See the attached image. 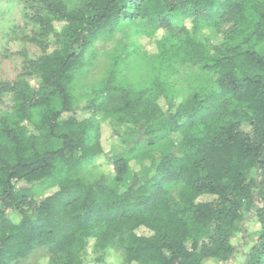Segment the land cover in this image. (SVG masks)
Listing matches in <instances>:
<instances>
[{"label":"trees","instance_id":"obj_1","mask_svg":"<svg viewBox=\"0 0 264 264\" xmlns=\"http://www.w3.org/2000/svg\"><path fill=\"white\" fill-rule=\"evenodd\" d=\"M25 6L40 56L0 82V264H86L89 242L95 264L224 263L248 215L243 264H264V0ZM134 25L161 33L157 52L117 41L94 80L97 43Z\"/></svg>","mask_w":264,"mask_h":264},{"label":"rangeland","instance_id":"obj_2","mask_svg":"<svg viewBox=\"0 0 264 264\" xmlns=\"http://www.w3.org/2000/svg\"><path fill=\"white\" fill-rule=\"evenodd\" d=\"M29 0H0V82H12L20 73L21 68L26 60L35 59L40 56L39 50L25 41V35L29 31L25 2ZM29 13V12H28ZM148 30L139 28V25L131 26L130 28L122 29L116 32L112 39L98 42L95 46L96 59L94 62L95 71L91 75L98 79L109 64L108 56L113 54L114 48L124 45L127 53H136L141 59L154 55L157 52L156 41L160 39L161 33L157 32L152 35ZM125 54V53H124ZM123 54V55H124ZM136 60L131 58L126 63L127 69H130ZM89 79L87 82L94 81ZM164 105L163 100L160 101ZM10 106L6 98L3 103H0V113ZM80 117L83 116L78 112ZM85 116V115H84ZM102 145L109 156L117 152L116 139L111 136V129L106 125H102L101 132ZM114 151L112 152V150ZM244 230V231H243ZM243 230L237 232L232 238V244L235 247L233 257L227 262H219L217 260H207L206 264H243L245 262V254L256 242L259 226L255 223L252 216H247V221L243 224ZM99 253L92 250V243L89 242L86 248L85 261L86 264H95L94 261ZM102 264H121V251H112L104 253ZM48 253L45 250H38L29 258L21 261L18 264H47Z\"/></svg>","mask_w":264,"mask_h":264}]
</instances>
